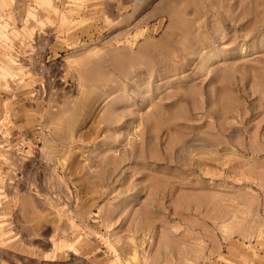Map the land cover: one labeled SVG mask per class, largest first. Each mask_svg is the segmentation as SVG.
Here are the masks:
<instances>
[{"label":"rangeland","instance_id":"374dc122","mask_svg":"<svg viewBox=\"0 0 264 264\" xmlns=\"http://www.w3.org/2000/svg\"><path fill=\"white\" fill-rule=\"evenodd\" d=\"M49 5L0 0V264H264V0Z\"/></svg>","mask_w":264,"mask_h":264},{"label":"bare ground","instance_id":"6f19581e","mask_svg":"<svg viewBox=\"0 0 264 264\" xmlns=\"http://www.w3.org/2000/svg\"><path fill=\"white\" fill-rule=\"evenodd\" d=\"M5 0H2V2H4ZM43 2H46L48 5H49V3H50V0H42ZM49 7H52V5L50 6L49 5ZM55 12H56V10L54 9V8H52ZM4 76H8V73L3 69L2 71H0V79H1V77H4ZM121 110V109H120ZM158 111V110H157ZM159 111H160V109H159ZM149 112H151V111H149ZM152 113V112H151ZM157 113V112H156ZM162 113V112H161ZM149 114V113H148ZM153 114V113H152ZM151 114V115H152ZM158 114H160V113H158ZM154 115V114H153ZM149 116V115H148ZM133 125H134V123H133Z\"/></svg>","mask_w":264,"mask_h":264}]
</instances>
